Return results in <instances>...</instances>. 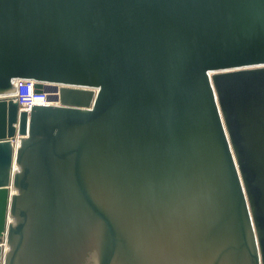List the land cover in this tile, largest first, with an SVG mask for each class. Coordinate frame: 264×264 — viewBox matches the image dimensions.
I'll return each instance as SVG.
<instances>
[{
	"label": "water",
	"instance_id": "1",
	"mask_svg": "<svg viewBox=\"0 0 264 264\" xmlns=\"http://www.w3.org/2000/svg\"><path fill=\"white\" fill-rule=\"evenodd\" d=\"M1 205L0 264H264V0H0Z\"/></svg>",
	"mask_w": 264,
	"mask_h": 264
},
{
	"label": "built area",
	"instance_id": "2",
	"mask_svg": "<svg viewBox=\"0 0 264 264\" xmlns=\"http://www.w3.org/2000/svg\"><path fill=\"white\" fill-rule=\"evenodd\" d=\"M34 91V83L26 80L18 81L17 91L13 98L18 102L19 111L29 114L33 106L52 105L46 92L35 94Z\"/></svg>",
	"mask_w": 264,
	"mask_h": 264
},
{
	"label": "bare ground",
	"instance_id": "3",
	"mask_svg": "<svg viewBox=\"0 0 264 264\" xmlns=\"http://www.w3.org/2000/svg\"><path fill=\"white\" fill-rule=\"evenodd\" d=\"M44 89L48 95V98H50V102L52 105H56L59 103V98H58V89L59 86L58 85H52V84H45L44 85ZM14 145V143L12 144V146ZM4 181V180H3ZM4 185V183L2 184ZM2 208V205L0 206V209Z\"/></svg>",
	"mask_w": 264,
	"mask_h": 264
}]
</instances>
